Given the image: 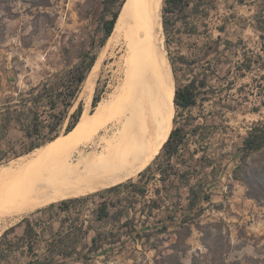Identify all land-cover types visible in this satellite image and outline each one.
Masks as SVG:
<instances>
[{
	"label": "rangeland",
	"instance_id": "1",
	"mask_svg": "<svg viewBox=\"0 0 264 264\" xmlns=\"http://www.w3.org/2000/svg\"><path fill=\"white\" fill-rule=\"evenodd\" d=\"M105 1L0 0V167L47 144L56 134L66 136L75 120L72 114L80 105L81 116L87 107L94 111L95 94L103 99L109 92L113 77L106 67L116 59L113 52L121 55L118 48L107 51L92 100L82 95L83 84L73 104L65 105V83L72 71L93 55L98 60L108 44L109 39L102 44L103 16L111 18L120 2L106 8ZM236 1L213 0L210 8L216 5V9L209 18L202 13L193 18L197 26L193 35L177 30L185 25L181 15L166 16L176 23L165 32L176 88L194 78L207 80L206 87L198 88L196 105L189 109L175 105L173 123V129L181 127L186 135L182 156L174 159L176 169L179 173L190 170V185L199 197L185 198V186L180 190L174 187L180 184L175 174L161 178L159 167L167 164L162 147L151 163L113 185L15 215L0 214V264H35V256L46 253L35 230L20 239L26 229L24 219H32L35 226L52 212L72 220L85 215L93 219L92 208L97 204L99 209L102 203L107 207L125 205L136 213L146 195L150 202L145 205H158L153 207L154 214L147 218L139 215L127 234H118L116 244L109 246L104 233L96 251H84L83 247L79 253L69 254L71 259L64 263L59 256L63 248H53L48 264H264V199L258 200V194L264 196V150L252 154L248 165L237 170L248 131L258 122L264 124V39L260 32L258 38L253 37L250 22L242 18L254 7ZM258 14L264 15V0H258ZM223 23L224 32L218 29ZM180 56L186 63L179 62ZM51 97L57 101L55 109L50 107ZM33 114L39 134L29 136ZM60 117L63 120L57 124ZM228 147L230 160L223 166L219 159ZM228 168L231 177L223 181L227 191L222 192L221 181L215 182L214 176ZM217 184L220 186L214 189ZM135 186H146V195ZM217 193L228 196L215 201L220 199ZM62 201L72 206L61 207ZM183 218L190 232L180 227L178 221ZM165 226L168 229L162 231ZM6 231H10L8 235ZM72 248L69 244L64 251ZM77 257H82L81 261Z\"/></svg>",
	"mask_w": 264,
	"mask_h": 264
},
{
	"label": "bare ground",
	"instance_id": "2",
	"mask_svg": "<svg viewBox=\"0 0 264 264\" xmlns=\"http://www.w3.org/2000/svg\"><path fill=\"white\" fill-rule=\"evenodd\" d=\"M163 1L124 2L82 95L92 100L107 51L118 48L121 55L113 52L116 59L106 67L113 77L109 92L94 111L85 109L66 136L0 167V214L15 215L108 187L151 163L173 129L175 114Z\"/></svg>",
	"mask_w": 264,
	"mask_h": 264
},
{
	"label": "trees",
	"instance_id": "3",
	"mask_svg": "<svg viewBox=\"0 0 264 264\" xmlns=\"http://www.w3.org/2000/svg\"><path fill=\"white\" fill-rule=\"evenodd\" d=\"M213 0H164L163 1V25H164V30L167 33L169 30V26L171 27L176 26V23H170L169 19H167V14H177V18L181 15V18H186L189 16L191 12L195 14V16L200 15L201 13L204 14L205 17L208 16V11L207 7L208 5L212 2ZM242 1V0H240ZM120 2V7L122 8L125 0H106L105 1V6L106 8H109L111 5ZM118 8L117 10L112 12V17L107 18L105 15L103 16L102 20V25H103V30H104V37L102 39V44H104L112 35L117 18L119 16L121 8ZM180 18V19H181ZM178 19L175 20V22ZM172 21V20H171ZM196 28V26H195ZM258 31L261 32V37L264 39V15L263 14H258ZM166 37V36H165ZM96 55H93L90 57V59L86 63H81L80 65L76 66V68L72 71L71 75L69 76L68 80L66 81L65 85L66 87V96L67 100L65 102L66 107H69L70 105L73 104V101L79 96V93L82 89L83 84L85 83V80L88 77L89 72L91 71L92 67L94 66L96 62ZM179 62L186 63V59L184 56L179 57ZM174 71H176V66L175 63H173ZM207 86V80L206 78L198 80V78L192 79L189 83L183 85V86H178L175 90V95H174V103L177 107H180L182 109H189L192 106L196 105L197 103V91L199 87H206ZM101 100L100 96L98 94H95L93 98V106L96 107ZM57 105L56 99L51 97L50 99V107L52 109H55ZM82 104L80 105L78 112L72 114L73 118L75 120L71 125L68 126L66 133L70 132L79 122L81 113H82ZM55 118L57 115H54ZM62 118H57L56 123L61 124ZM27 133L29 136H33L35 133L39 134V123L37 122L36 115L33 114L32 116V121L30 123V126L27 128ZM59 134H56L53 139L58 137ZM186 144V135L181 127L176 126L167 136L164 144H163V152L166 154L167 158V164L165 166L160 165L159 167V174L162 179H165L167 176H171L175 174L176 176L179 177L180 184L179 185H174L177 189H181V186L184 185L188 188L189 191V196H193V198H197L198 196V191L190 185V180H191V172L190 170L183 171L179 173L176 169V165L174 163L175 158H179L182 156L181 154V149L185 146ZM33 146L32 148L27 149L24 153H29L31 152L35 147ZM161 147V149H162ZM160 149V150H161ZM264 150V124L262 122H258L254 124L251 129L248 131L247 136L245 137L243 141V146L240 150L242 152L241 154V164L239 165L237 170L244 169L248 165V160L249 157L256 153V152H262ZM160 152V151H159ZM183 162H187L186 159H183ZM144 173H141V176ZM156 174V173H155ZM258 181V185H259ZM261 186V185H260ZM116 186L111 187V190L114 189ZM135 190L140 192L142 195H146L147 189L146 186L144 187H136ZM161 189L157 188L156 192L160 194ZM67 199V198H66ZM264 196L261 194H258V200H263ZM64 200V199H63ZM191 201V198H190ZM67 206V201H62L61 202V207H66ZM158 206L157 203L155 202L154 205H151V207ZM109 216V211L108 207L105 205V203H102L101 206L98 209V217H108ZM22 223L26 224V229L25 232L22 236H20V239H24L29 233H33L34 229L30 224V221L28 219H24ZM128 225V222L125 223ZM188 221L183 218L180 227L181 228H186L189 232L191 231V227L187 226ZM129 228H132V225H129ZM164 229L162 231H165L168 229V227H163ZM16 228L13 227L11 230L14 231ZM10 231H6L5 235H8ZM135 232V230H134ZM140 233H136V235H139ZM143 236V235H140ZM145 236V235H144ZM75 241H72L73 244H70L73 246L70 252L60 250V254L68 256L69 254L73 253H79L81 250H78V244L77 242L74 243ZM67 247V246H66ZM99 247V239L97 237L92 238V245L88 249V251L93 252L96 251L97 248ZM32 246H30V249L32 250ZM57 248V246L55 247ZM78 260H81L82 257H77ZM85 258H88V255H85ZM35 264H40V261L34 262ZM49 262H46L48 264Z\"/></svg>",
	"mask_w": 264,
	"mask_h": 264
},
{
	"label": "crops",
	"instance_id": "4",
	"mask_svg": "<svg viewBox=\"0 0 264 264\" xmlns=\"http://www.w3.org/2000/svg\"><path fill=\"white\" fill-rule=\"evenodd\" d=\"M240 5L244 6H249L253 9H249L250 15L248 17H242L243 19L249 21L250 25L252 26V36L255 38H258V0H237L236 1ZM250 2H253L249 4ZM213 1L208 5L207 11H208V18L211 15V10L216 9V5L210 8L211 4ZM213 5V4H212ZM195 17V14L191 12L189 16H187L184 19V27L181 29H177L179 33H188L189 35H193L196 28L195 25L192 23L193 18ZM218 29L222 32L225 31L226 27L225 24L223 23ZM261 35V32H260ZM245 49H248V47H245ZM257 51V49H256ZM229 147L228 149H223L222 150V155L219 159V161L222 162L221 165L225 166L227 164V161H229ZM218 175V174H217ZM210 176V175H209ZM211 177V176H210ZM231 177V170L228 168L226 171H222L218 176H214L216 179L215 182H220V185L223 187V191H227V185L223 183V181H230ZM220 185H215L214 189H216V186ZM183 190H186L185 193V198L188 199L189 196V191L187 187L185 186ZM218 191V190H217ZM216 191V192H217ZM217 196L220 199H216L215 201H221L224 200V198L228 195L225 194H218ZM147 195L144 197L143 202L140 204V208L138 212H134L131 208H127L125 205H115L112 206L111 204H108V211H109V216L108 217H98V206L95 205L92 208V213L91 216L93 219L87 218L88 216L85 215L83 217H79L77 219H69L64 217H57V213L52 212L50 217L46 219V221H39L36 223V226L32 222V219L30 220L31 226L34 228L38 238H41L43 242L45 243V248L42 251H46V253L43 254H38L35 256L38 261H40L42 264H46L48 259L50 260V251L57 246V248L62 247L64 250V247L69 246V244H72V241L78 240V250H81V248L85 247L84 251H87L90 246L92 245V238L97 237L99 238L100 236H103L104 233L107 234V237L109 239L108 245L111 246L113 244H116L117 238L119 235H125L124 233H128L130 228L129 225H132L133 223L138 221V216L141 215L142 218H147L151 217L154 214V208L151 207L150 204L145 205L146 202H150V200H146L145 198ZM122 203V201H120ZM123 204V203H122ZM69 208L72 206V204H68ZM113 207L115 208L113 210ZM119 207H123L125 209H117ZM127 209H130L128 211ZM59 216V215H58ZM69 216V215H68ZM182 219L178 221L180 224ZM128 222V225L125 223ZM94 223H97V225L94 226ZM25 224V223H23ZM26 225V224H25ZM137 227V225H135ZM21 227V226H20ZM119 232V233H118ZM119 234V235H118ZM150 233H147L146 235H149ZM109 235V236H108ZM114 236V239H113ZM123 237V236H122ZM144 238V237H143ZM114 240V241H113ZM76 243V242H74ZM59 256L61 258L60 261L62 262H67V260H70L71 257H68L66 255L60 254ZM49 257V258H48ZM47 259V261H46ZM81 261V260H80ZM82 264H85L82 262Z\"/></svg>",
	"mask_w": 264,
	"mask_h": 264
},
{
	"label": "water",
	"instance_id": "5",
	"mask_svg": "<svg viewBox=\"0 0 264 264\" xmlns=\"http://www.w3.org/2000/svg\"><path fill=\"white\" fill-rule=\"evenodd\" d=\"M126 1V0H125Z\"/></svg>",
	"mask_w": 264,
	"mask_h": 264
}]
</instances>
